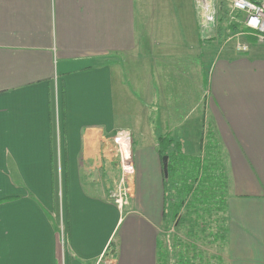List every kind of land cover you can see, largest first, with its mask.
Returning a JSON list of instances; mask_svg holds the SVG:
<instances>
[{
  "label": "crops",
  "instance_id": "0c3cea01",
  "mask_svg": "<svg viewBox=\"0 0 264 264\" xmlns=\"http://www.w3.org/2000/svg\"><path fill=\"white\" fill-rule=\"evenodd\" d=\"M193 3L0 0V264H156L162 157L201 155L207 130L228 184L217 256L264 264V48L202 40Z\"/></svg>",
  "mask_w": 264,
  "mask_h": 264
},
{
  "label": "trees",
  "instance_id": "16d2710c",
  "mask_svg": "<svg viewBox=\"0 0 264 264\" xmlns=\"http://www.w3.org/2000/svg\"><path fill=\"white\" fill-rule=\"evenodd\" d=\"M204 136V152L200 156L181 155L179 162L168 161V175L163 180L162 219L169 236L157 240L156 264H222L217 255L226 239L228 184L211 132L205 131ZM171 187L174 196L169 194ZM205 246L216 252L207 253Z\"/></svg>",
  "mask_w": 264,
  "mask_h": 264
},
{
  "label": "built area",
  "instance_id": "2783aa9c",
  "mask_svg": "<svg viewBox=\"0 0 264 264\" xmlns=\"http://www.w3.org/2000/svg\"><path fill=\"white\" fill-rule=\"evenodd\" d=\"M197 25L202 40L227 37L225 42L235 39V52L244 54L250 46L238 41L240 37L254 40L264 48V0H193ZM118 158L120 177L109 193V200L118 209H123L130 195L134 174L132 160V138L127 131H117L111 136Z\"/></svg>",
  "mask_w": 264,
  "mask_h": 264
},
{
  "label": "rangeland",
  "instance_id": "374dc122",
  "mask_svg": "<svg viewBox=\"0 0 264 264\" xmlns=\"http://www.w3.org/2000/svg\"><path fill=\"white\" fill-rule=\"evenodd\" d=\"M194 4V3H193ZM194 10H195V8H194ZM195 14H196V12H195ZM206 77H207V74H206ZM199 155V154H198ZM197 155V156H198ZM200 156V155H199ZM1 188H3V187H1ZM3 192L4 191H1L0 192V197H4V195H3ZM169 194L171 195V196H174V189L171 187V188H169ZM171 227H172V225L170 226V228H169V231L168 232H170L171 231ZM181 229H183V226L181 227ZM185 232V230H183L182 231V233H184ZM171 234V233H170ZM159 235H160V237H164V236H169V233L167 234L166 233V231L164 230V226H162L161 228H160V233H159ZM179 235L181 236V237H184L185 238V236L183 235V234H180L179 233ZM205 248V250L207 251V253H209V254H212V253H215L214 252V249H213V247H211V246H205L204 247Z\"/></svg>",
  "mask_w": 264,
  "mask_h": 264
},
{
  "label": "water",
  "instance_id": "95a60500",
  "mask_svg": "<svg viewBox=\"0 0 264 264\" xmlns=\"http://www.w3.org/2000/svg\"><path fill=\"white\" fill-rule=\"evenodd\" d=\"M162 172H163L164 178H166L167 175H168V171H167V157L166 156L162 157Z\"/></svg>",
  "mask_w": 264,
  "mask_h": 264
}]
</instances>
